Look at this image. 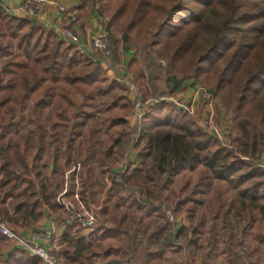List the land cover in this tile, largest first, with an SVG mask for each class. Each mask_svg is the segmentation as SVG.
<instances>
[{"label": "trees", "instance_id": "obj_1", "mask_svg": "<svg viewBox=\"0 0 264 264\" xmlns=\"http://www.w3.org/2000/svg\"><path fill=\"white\" fill-rule=\"evenodd\" d=\"M79 2L93 10L100 4L99 18L111 50L108 64L113 66L121 51L140 48L147 62L145 98L168 96L186 79L208 87L218 104L233 113L230 147L167 102L151 107L130 127L126 117L132 105L125 94L112 93L107 85L110 101L99 104L96 84L105 79L96 61L37 20L9 14L0 3V219L27 226L41 217L42 206L56 212L64 171L76 163L78 176L68 182L67 198L77 192L82 203H98V183L103 180L99 174L113 162L111 145L136 135L147 139L151 158L141 178L147 214L164 217L169 209L178 215L177 209H170L168 185L183 171L190 176L192 195L206 192L197 225L208 226L206 264H218V259L225 264H262L264 0ZM155 57L166 61L167 90L158 89L161 69ZM112 83L124 91L117 81ZM62 139L66 150L59 153ZM108 178L117 183L113 173ZM193 204L190 199L191 208ZM98 213L101 222L89 233L64 229L59 254L66 264H93L101 254L116 264H158L146 229L143 240L148 246L141 259L129 244V230L115 203L107 197ZM239 243L243 255L236 249ZM0 264L43 263L0 233Z\"/></svg>", "mask_w": 264, "mask_h": 264}, {"label": "rangeland", "instance_id": "obj_2", "mask_svg": "<svg viewBox=\"0 0 264 264\" xmlns=\"http://www.w3.org/2000/svg\"><path fill=\"white\" fill-rule=\"evenodd\" d=\"M99 5L100 4L96 2L94 5V10L91 9V5H89L91 11L97 14L98 17L100 12ZM129 51L133 54L131 59L138 61L140 66L144 63L147 66V62L142 58V52L140 48H132ZM96 58L98 59L99 57ZM155 58L161 69L160 75H163L161 82L158 81L157 86H159V84L162 86L161 84L165 83L164 69L166 68V61L159 57ZM2 60L3 58L0 57V65ZM162 62L164 63L162 64ZM102 75L105 80L102 83L96 84V88L100 97L99 104L105 105L106 102H109L111 98V94L108 93V90L110 89L108 86L112 87V93L115 91V93L118 94L121 93V91L116 85L112 83L113 80L106 77L105 74ZM145 80L146 79H144V81ZM117 84L121 86L119 82ZM121 88L123 87L121 86ZM219 106V108L222 109V111H219V113L222 114L223 117L225 115L229 116L231 119V129H233V113L231 110H227L222 105ZM175 112L179 113L177 110ZM231 131L234 136L233 130ZM132 148L134 153L133 157H135V163L134 166L126 173L123 183H112V181L109 180V185H107V183L102 180V183L104 184L99 182V188L97 189L98 195L108 194V198L115 203V209L118 214L123 215V223L129 230L130 246L142 259L144 250L148 246L143 240V230L146 229L148 233L151 234V248L153 251H157L155 259L158 264H206L205 255L207 254V249L205 240L209 237L208 226H197L200 222L199 220L202 213L201 201L206 200V192L201 193L199 196H194V194L192 195L190 176H188V174L184 173L183 171H179L178 173L174 174L168 185L170 198L169 204L172 211L177 209L179 213L174 217L176 222L173 224V226H171V222H168L163 227H160V225L167 219L165 214V220L164 217H157L155 214H147L148 206L142 204L140 197L144 192V185L141 178L151 165V158L147 155L149 152L147 139H136V141L132 143ZM99 178L103 179L102 174H99ZM190 199L195 201V204H193L194 207L192 206V208L190 206ZM153 202L155 205H157L156 200H153ZM91 203L96 205V203ZM161 209L164 210V208ZM99 220L101 222L100 215ZM236 249L239 254L243 255L244 245L242 243H239ZM173 250L175 253H173ZM123 259L126 261L129 260L128 257H124ZM107 260L109 263H113L110 257ZM262 260V264H264V259ZM150 264L156 263L151 261ZM218 264L225 263L218 259Z\"/></svg>", "mask_w": 264, "mask_h": 264}, {"label": "crops", "instance_id": "obj_3", "mask_svg": "<svg viewBox=\"0 0 264 264\" xmlns=\"http://www.w3.org/2000/svg\"><path fill=\"white\" fill-rule=\"evenodd\" d=\"M25 0H0V3L3 5L4 10L11 15L25 17L21 11L20 7L24 3ZM62 5H64L67 9V12L73 13V17H70L67 12L58 11V9L52 5H44L41 10L37 21L42 24L47 30H50L56 35L59 36L62 41L66 44L73 45L77 50L83 52L84 54L90 56L94 61H96L100 68L102 69L103 74L111 80H116V77H119L125 73H128L133 76V78L139 83L142 87V90L145 89V80L143 74L141 72V66L138 61L135 59H131L133 56L130 51H121L119 54V60L112 66L110 64H105L102 62L101 58L97 55L93 54L91 49V39L95 33V31L100 27L99 17L93 11H91L89 5L81 4L79 0H58ZM96 57H99L98 59ZM163 75H160V81ZM192 80L186 79L182 82L181 87L172 92V95L178 96L180 100L185 103L190 102V97L192 95L190 84ZM162 86H158L159 90H167L164 86L165 83L161 84ZM108 93H111L108 91ZM121 93L125 94L124 91ZM120 93V94H121ZM220 107V106H219ZM218 111H222L219 108ZM130 127H133L136 123H134L131 118V114L126 117ZM48 134H51L52 131L49 127L46 128ZM137 139L136 135H130L129 137L119 139L115 141L109 150L111 157L113 158V162L109 167H104L103 169V180L109 185V172L116 174H125L134 166L135 157L133 153L132 143ZM62 142H58L59 144V153H62L66 150V143L62 139ZM53 151V147L51 148ZM261 166L264 168V154L260 157L259 160ZM49 168L46 170V175L49 177L51 173L52 161L49 160ZM79 172V163L72 165L71 168H66L64 171V185L60 191L57 192V201L59 203V207L57 211L50 210L46 206H42L40 211L42 213L41 217L27 225V226H17L20 232L24 236H30L32 233L36 231L45 232L47 238L57 237L59 240L61 234L63 233L65 228H70L71 233H87L82 230H74L72 227H67L64 225V218L68 216L69 210L68 205H76L77 203L83 204L80 199L75 197V193H73V199H68L66 196V192L68 189V182L73 177L77 178ZM107 193V191H106ZM110 193V192H108ZM108 197V194H99L98 195V203L92 204L90 201L87 202L84 206H96L100 208V205L104 199ZM64 219V220H63ZM46 238V239H47ZM38 240L43 246H47V240ZM61 247V244H60ZM60 249V248H59ZM101 254V253H100ZM111 256H104L101 254L99 257L94 259L93 264H110L107 260Z\"/></svg>", "mask_w": 264, "mask_h": 264}, {"label": "built area", "instance_id": "obj_4", "mask_svg": "<svg viewBox=\"0 0 264 264\" xmlns=\"http://www.w3.org/2000/svg\"><path fill=\"white\" fill-rule=\"evenodd\" d=\"M52 5L61 12L67 9L58 0H25L20 7L21 13L28 18L37 20L44 5ZM70 17L73 13L67 12ZM100 27L95 31L91 39V49L94 55H98L102 62L108 64L111 57L109 39L107 33L102 29V20L99 18ZM164 62H162L163 64ZM147 66L141 65L143 77L147 79ZM117 82L124 88L125 95L132 105L131 118L134 123L138 122L154 105L159 102H167L181 114L194 119L198 127L213 136L221 144L230 147L233 133L231 129V119L229 116L219 113V104L216 96L203 84L191 83L192 95L190 102L185 103L176 95H168L160 98H145L142 87L132 75L125 73L116 77ZM123 174H116V181L123 183ZM75 197L78 198L77 192ZM68 216L64 220L65 226H70L74 230L90 232L99 226V208L96 206H84L77 203L68 205ZM164 214L169 222H175L174 216L169 209L164 210ZM0 233L4 235L17 249L37 257L43 264H66L59 254L60 243L57 237L47 238V234L36 231L30 236H24L17 226H11L6 220L0 219ZM47 238V239H46ZM47 240V246L38 243V240ZM116 264V263H110Z\"/></svg>", "mask_w": 264, "mask_h": 264}]
</instances>
